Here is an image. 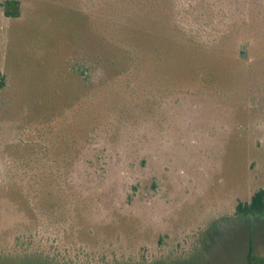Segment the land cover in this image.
I'll return each mask as SVG.
<instances>
[{
  "label": "rangeland",
  "instance_id": "374dc122",
  "mask_svg": "<svg viewBox=\"0 0 264 264\" xmlns=\"http://www.w3.org/2000/svg\"><path fill=\"white\" fill-rule=\"evenodd\" d=\"M0 70V249L167 254L264 189V0H0Z\"/></svg>",
  "mask_w": 264,
  "mask_h": 264
},
{
  "label": "trees",
  "instance_id": "16d2710c",
  "mask_svg": "<svg viewBox=\"0 0 264 264\" xmlns=\"http://www.w3.org/2000/svg\"><path fill=\"white\" fill-rule=\"evenodd\" d=\"M5 85L6 76L0 70V89ZM262 231L264 234V189L256 192L250 201L238 203L232 213L192 231L185 242L167 254L136 253L84 259L21 244L0 249V264H213L217 251L223 254L229 242H240V239L243 264H256L255 247L256 243H261L259 234Z\"/></svg>",
  "mask_w": 264,
  "mask_h": 264
},
{
  "label": "water",
  "instance_id": "95a60500",
  "mask_svg": "<svg viewBox=\"0 0 264 264\" xmlns=\"http://www.w3.org/2000/svg\"><path fill=\"white\" fill-rule=\"evenodd\" d=\"M241 56H242L243 58H246V57H247V53H246V52H242Z\"/></svg>",
  "mask_w": 264,
  "mask_h": 264
}]
</instances>
